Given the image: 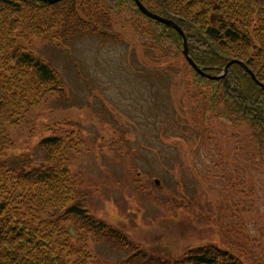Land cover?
<instances>
[{"label": "trees", "instance_id": "trees-1", "mask_svg": "<svg viewBox=\"0 0 264 264\" xmlns=\"http://www.w3.org/2000/svg\"><path fill=\"white\" fill-rule=\"evenodd\" d=\"M140 1L182 28L191 57L206 73L219 75L229 62H237L223 78L202 76L187 62L179 32L143 14L135 0H0V264H101L90 252L91 237L112 235L131 246L127 236L107 232L90 211L85 176L68 165L80 154L79 134L42 137L38 146L44 158L39 163L35 153H8L16 145L9 128L65 89L58 71L26 41L39 38L61 45L94 36L123 44L127 31L138 37L145 55L158 50L154 57L160 67L183 56L182 71L194 81L185 86L186 99L196 116L185 110L186 118H194L196 125L225 118L232 127H246L261 164L255 185L239 176L229 183L226 208H232L231 221L236 219L231 233L241 235L242 244L232 238L226 248L209 244L174 260L144 256L138 264H264V0ZM229 161L219 158L216 166H226L222 171L230 175ZM244 176L249 180L250 174ZM230 195L239 200L249 195V200L235 202ZM249 209L260 213L254 221L258 242L250 240L245 221L240 222ZM221 228L230 236L229 225Z\"/></svg>", "mask_w": 264, "mask_h": 264}, {"label": "rangeland", "instance_id": "rangeland-1", "mask_svg": "<svg viewBox=\"0 0 264 264\" xmlns=\"http://www.w3.org/2000/svg\"><path fill=\"white\" fill-rule=\"evenodd\" d=\"M123 36V44L94 36L61 45L26 41L58 71L65 89L9 128L16 145L8 153H35L39 163L42 137L79 134L80 154L68 165L85 176L88 208L107 232L123 233L131 244L123 246L112 235L91 237L94 262L138 264L144 256L174 260L199 246L226 248L232 238L242 244V236L231 233L236 219L231 221L226 202L230 180L239 176L255 185L261 174L250 130L232 127L225 118L207 125L189 121L187 114L196 116L185 86L194 81L182 71L183 56L160 67L157 49L147 56L134 33ZM227 157L230 175L222 171L226 166H216ZM230 198L245 204L249 195ZM258 214L249 209L240 215L256 242ZM228 225L230 236L221 228Z\"/></svg>", "mask_w": 264, "mask_h": 264}, {"label": "water", "instance_id": "water-1", "mask_svg": "<svg viewBox=\"0 0 264 264\" xmlns=\"http://www.w3.org/2000/svg\"><path fill=\"white\" fill-rule=\"evenodd\" d=\"M45 2H48V3H55L57 1H60V0H43ZM135 2L137 3L138 7L140 8L141 12L143 14H145L146 16L154 19V20H157L161 23H164L174 29H176L181 38H182V41H183V44H184V49H183V53L186 57V59L188 60V62L190 63V65L197 71L199 72L201 75L209 78V79H220L222 77H224L228 71V68L231 64L237 62L235 60L229 62L223 69V72L220 74V75H216V76H213V75H210V74H207L202 68L198 67V65L194 62V60L192 59L191 55H190V52H189V48H188V40H187V37L184 33V31L182 30V28L172 19H169V18H166V17H163L161 15H158V14H155L153 12H151L140 0H135ZM239 62V61H238ZM242 66H244V68L254 77V74L252 73V71L249 70V68L244 65L243 62H239ZM157 184H159V181H157Z\"/></svg>", "mask_w": 264, "mask_h": 264}]
</instances>
